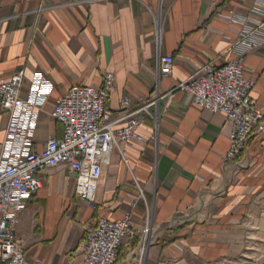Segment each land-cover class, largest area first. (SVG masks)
<instances>
[{
	"label": "crops",
	"instance_id": "crops-1",
	"mask_svg": "<svg viewBox=\"0 0 264 264\" xmlns=\"http://www.w3.org/2000/svg\"><path fill=\"white\" fill-rule=\"evenodd\" d=\"M255 0H0V81L23 73L26 99L37 74L53 89L37 109L32 150L61 138L50 116L70 86L99 87L107 73L115 89L112 118L129 96L155 98L148 118L123 154L115 148L98 181L92 210L74 193L76 173L61 164L42 172L44 185L25 203L15 235L28 264L79 263L83 227L94 217L131 213L135 235L116 264H222L238 255L244 233H264V136L250 138L245 165L224 162L230 127L221 112L194 106L175 87L203 66L243 56L252 98L264 105V7ZM172 72L159 77V60ZM1 110V109H0ZM7 116L0 111V149ZM241 159V160H242ZM142 194V196L140 195ZM150 220L154 238L138 253ZM40 261V263H38Z\"/></svg>",
	"mask_w": 264,
	"mask_h": 264
},
{
	"label": "built area",
	"instance_id": "built-area-1",
	"mask_svg": "<svg viewBox=\"0 0 264 264\" xmlns=\"http://www.w3.org/2000/svg\"><path fill=\"white\" fill-rule=\"evenodd\" d=\"M255 2L264 7V0ZM173 61L172 56L160 58L159 77L171 74ZM23 77L18 72L0 81V111L7 116L0 149V264H28L24 244L15 235L16 226L25 203L44 185L45 169L64 164L75 172V195L95 211L98 181L112 151L117 148L123 154L128 142L141 140L138 130L148 118L156 126L159 119L151 110L158 96L139 98L136 103L126 96L120 102L119 114L112 118L107 104L115 89V77L107 73L99 87L75 84L56 98L50 116L62 125L63 135L48 139L39 152L33 151L37 109L47 101L53 85L37 74L27 98L21 99ZM254 83L253 78L245 77L243 56H239L219 67L209 63L175 87L189 94L197 108L226 116L230 143L224 162L244 166L242 158L250 138L264 136V105L251 96ZM135 233L130 212L117 220L96 216L83 227L78 246L81 261L67 264H116L122 244ZM153 238L152 223L147 220L138 235L140 255Z\"/></svg>",
	"mask_w": 264,
	"mask_h": 264
},
{
	"label": "rangeland",
	"instance_id": "rangeland-1",
	"mask_svg": "<svg viewBox=\"0 0 264 264\" xmlns=\"http://www.w3.org/2000/svg\"><path fill=\"white\" fill-rule=\"evenodd\" d=\"M244 233L243 245L238 255L222 264H264V233L250 229Z\"/></svg>",
	"mask_w": 264,
	"mask_h": 264
}]
</instances>
